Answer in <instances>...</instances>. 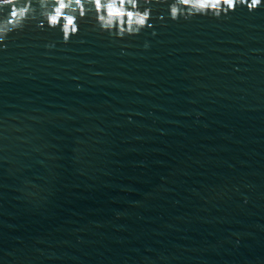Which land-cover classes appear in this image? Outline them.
I'll use <instances>...</instances> for the list:
<instances>
[{"label":"water","instance_id":"95a60500","mask_svg":"<svg viewBox=\"0 0 264 264\" xmlns=\"http://www.w3.org/2000/svg\"><path fill=\"white\" fill-rule=\"evenodd\" d=\"M171 2L0 42V264H264V7Z\"/></svg>","mask_w":264,"mask_h":264},{"label":"clouds","instance_id":"9594fccd","mask_svg":"<svg viewBox=\"0 0 264 264\" xmlns=\"http://www.w3.org/2000/svg\"><path fill=\"white\" fill-rule=\"evenodd\" d=\"M151 0H39L38 16L42 18L37 25L62 32L63 42L68 43L73 35L78 34L79 20L88 13L87 5L95 12V20L101 31L118 38L139 34L150 24L152 9L145 7ZM166 2V0H157ZM246 6L249 12L264 7V0H172L169 3V17L175 21L188 20L197 15H211L219 19L222 15L235 11L239 6ZM7 10V11H6ZM37 19V10L32 0H0V42L7 40L13 31L22 30L29 19ZM150 45L146 42L144 47ZM53 47V45H46Z\"/></svg>","mask_w":264,"mask_h":264}]
</instances>
